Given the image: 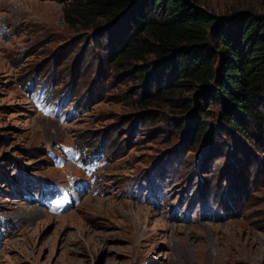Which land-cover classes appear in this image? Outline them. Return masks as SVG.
<instances>
[{"label": "rangeland", "instance_id": "1", "mask_svg": "<svg viewBox=\"0 0 264 264\" xmlns=\"http://www.w3.org/2000/svg\"><path fill=\"white\" fill-rule=\"evenodd\" d=\"M78 1L0 0V264H264V131L248 126L255 144L202 94L166 95L162 59L151 54L145 65L114 64L127 33L115 20L106 33L67 23ZM196 5L217 18L264 12V0ZM43 81L70 118L50 117L30 92ZM197 107L201 135L190 118ZM87 142L103 150L98 174L63 153ZM149 169L172 187L169 205L127 196L125 183ZM22 172L59 185L80 176L94 187L55 215L12 195ZM200 201L212 218L199 215ZM173 207L175 218L193 207L190 221L168 219Z\"/></svg>", "mask_w": 264, "mask_h": 264}, {"label": "trees", "instance_id": "2", "mask_svg": "<svg viewBox=\"0 0 264 264\" xmlns=\"http://www.w3.org/2000/svg\"><path fill=\"white\" fill-rule=\"evenodd\" d=\"M196 3L79 0L68 4L64 19L98 31L105 29V22L115 20L127 34L123 45L114 47V64L145 65L148 54L162 59L159 76L168 84L166 95L181 90L202 94L204 101L221 108L220 115L229 126L256 144L246 129L253 125L264 131V12L244 10L217 18ZM144 68H138L142 78ZM200 113L199 107L190 112L192 132L197 135L204 132L206 123Z\"/></svg>", "mask_w": 264, "mask_h": 264}, {"label": "clouds", "instance_id": "3", "mask_svg": "<svg viewBox=\"0 0 264 264\" xmlns=\"http://www.w3.org/2000/svg\"><path fill=\"white\" fill-rule=\"evenodd\" d=\"M90 150H91L90 151L91 153H95L93 155L95 157V163L98 162L99 160H100V162H103L101 159V157L103 156V150L100 149V146L94 147V146L90 145ZM92 157H91V159H93ZM95 163H93V167L95 169H93L91 171V173L94 172V174L95 173L98 174L99 170H96L97 165L95 166ZM87 176H89V175H87ZM161 176H162V171L160 173H157V172H153L152 169H149L148 175H143V177L140 179L136 180L135 177L130 178L125 183V188L128 191L127 196L129 198L140 201L141 203H148L149 205H152L154 208L160 207L161 204H162V206L169 205V203H166V201L168 198L167 195L169 194L168 192L171 191L172 187H168L166 185V183L159 178ZM28 178H31V177H28ZM97 178H101V175H98ZM87 181H89V180H87ZM31 185H33L34 188L36 187V185L33 183H31ZM92 187H94V184H92L89 191H86L85 194L90 193ZM158 199H161V201L159 204L156 205V201H158ZM194 206L195 207L200 206V214H199L200 216H205L206 218H212L214 216L212 213L207 214L206 212H204V210L207 209V207L205 206V202H201V201L197 202ZM175 209L176 208L173 207V211L171 213L169 211L168 219L190 221V217H191L190 213H191L193 207L191 209H187V212L179 213L177 218L174 217V210ZM62 212H64V211H62ZM55 215H57V214H55Z\"/></svg>", "mask_w": 264, "mask_h": 264}, {"label": "snow or ice", "instance_id": "4", "mask_svg": "<svg viewBox=\"0 0 264 264\" xmlns=\"http://www.w3.org/2000/svg\"><path fill=\"white\" fill-rule=\"evenodd\" d=\"M68 151H70V150H68ZM61 203H62L61 200H56V201H55V204H56L57 206H59Z\"/></svg>", "mask_w": 264, "mask_h": 264}]
</instances>
